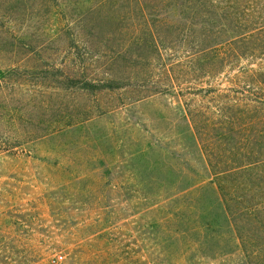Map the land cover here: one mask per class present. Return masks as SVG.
I'll return each mask as SVG.
<instances>
[{
  "label": "rangeland",
  "instance_id": "rangeland-1",
  "mask_svg": "<svg viewBox=\"0 0 264 264\" xmlns=\"http://www.w3.org/2000/svg\"><path fill=\"white\" fill-rule=\"evenodd\" d=\"M156 3L0 0V264H186L188 205L171 194L185 162L207 173L185 120L206 100L184 95V54L153 48L184 27Z\"/></svg>",
  "mask_w": 264,
  "mask_h": 264
},
{
  "label": "trees",
  "instance_id": "trees-1",
  "mask_svg": "<svg viewBox=\"0 0 264 264\" xmlns=\"http://www.w3.org/2000/svg\"><path fill=\"white\" fill-rule=\"evenodd\" d=\"M139 4L145 17L148 3ZM155 7H171L172 17L184 13V27L169 26V36L182 40L154 41L153 48L157 54L162 49L184 54V95L206 100L191 99L185 120L207 173L185 162L184 187L171 194L188 205L184 260L264 264V0H157ZM223 80L228 87H219ZM69 84L90 93L122 87L117 80L81 76ZM148 171L154 169L144 174ZM176 174L181 175L168 172Z\"/></svg>",
  "mask_w": 264,
  "mask_h": 264
}]
</instances>
